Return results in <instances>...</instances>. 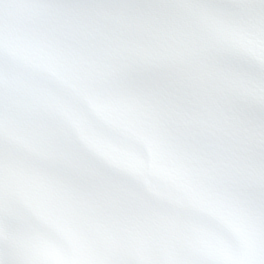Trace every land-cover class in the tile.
Returning a JSON list of instances; mask_svg holds the SVG:
<instances>
[{
    "label": "snow or ice",
    "instance_id": "1",
    "mask_svg": "<svg viewBox=\"0 0 264 264\" xmlns=\"http://www.w3.org/2000/svg\"><path fill=\"white\" fill-rule=\"evenodd\" d=\"M0 264H264V0H0Z\"/></svg>",
    "mask_w": 264,
    "mask_h": 264
}]
</instances>
